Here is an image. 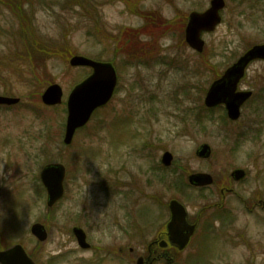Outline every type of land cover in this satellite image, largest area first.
Returning a JSON list of instances; mask_svg holds the SVG:
<instances>
[{"label":"rangeland","instance_id":"1","mask_svg":"<svg viewBox=\"0 0 264 264\" xmlns=\"http://www.w3.org/2000/svg\"><path fill=\"white\" fill-rule=\"evenodd\" d=\"M225 1L221 24L203 33L206 47L198 54L184 29L189 14L205 11L211 0H0V95L21 99L0 106L1 249L20 243L39 264H136L166 230L176 198L190 219L201 210L210 217L220 205L232 227L212 236L201 229L184 251L169 248V259L152 264H264V61L253 62L240 84L254 90L255 103L239 122L227 121L223 106H205L212 81L264 43V0ZM23 26L28 37L35 33L56 48L40 57L43 66L21 57ZM139 46L152 52L148 61L127 56ZM75 54L113 62L120 79L112 101L66 146L67 95L91 72L71 67ZM52 83L62 86L63 102L46 106L41 94ZM202 144L212 148L210 158L197 156ZM167 151L170 166L161 161ZM57 162L67 167L69 192L49 209L39 174ZM237 168L246 170L245 180L232 179ZM198 172L212 174L214 184L190 185L189 175ZM223 187L235 193L223 198ZM36 222L48 229L44 242L31 234ZM74 226L86 231L90 249L78 245Z\"/></svg>","mask_w":264,"mask_h":264},{"label":"water","instance_id":"2","mask_svg":"<svg viewBox=\"0 0 264 264\" xmlns=\"http://www.w3.org/2000/svg\"><path fill=\"white\" fill-rule=\"evenodd\" d=\"M224 0H212L211 7L203 12H192L186 29V40L188 44L197 51H203L205 42L202 39V32L213 31L221 22L220 10L224 7ZM255 59H264V45H256L250 49L240 60L232 66L226 74L215 81L210 87L205 103L208 107L225 104L229 117L238 120L241 115V106L251 96V92H239L238 83L245 74V69L249 63ZM74 66H89L93 68V74L83 83L78 85L68 98V117L66 125L65 143L70 144L78 128L83 127L90 120L93 112L107 104L113 96L117 75L114 67L110 63H102L84 56H74L71 59ZM63 90L58 84H53L44 92L42 99L48 105H56L62 102ZM18 98H8L0 96V105H12L18 103ZM212 149L208 144H202L197 150V155L202 158L210 157ZM173 155L166 152L163 162L170 165ZM65 167L62 164L47 165L41 172V179L45 185L49 206H53L64 194ZM236 180L243 179L246 172L237 169L233 172ZM190 182L197 186L210 185L213 178L207 173H197L190 176ZM172 220L168 224L169 240L172 245L179 249H184L188 244L195 225L187 222V210L178 200L170 203ZM32 232L41 241H45L48 232L44 225L37 223L33 225ZM79 244L83 248H88L86 234L80 228H75ZM0 264H37L26 252L21 244L15 245L7 251H0ZM137 264H144V258L140 257Z\"/></svg>","mask_w":264,"mask_h":264},{"label":"flooded vegetation","instance_id":"3","mask_svg":"<svg viewBox=\"0 0 264 264\" xmlns=\"http://www.w3.org/2000/svg\"><path fill=\"white\" fill-rule=\"evenodd\" d=\"M118 43L119 42H117V45H118ZM139 48H141V49H138V51H135V52H131V55L127 54V56H129L130 59H134V60L136 59V60H147L148 61V59L151 57L150 55H151L152 52H150L147 48H143L142 46H139ZM132 53H134V54H132ZM152 58H155V57H152ZM242 81L240 82V84L242 83ZM240 84H239V89H240ZM241 90H249V91H252L254 93L253 89H241ZM253 96H255V94ZM147 144L148 143H146V142L143 145L139 144V146L137 147L138 150L140 152H142V148L146 147ZM161 161H162V159H161ZM119 168L128 169V167L124 163H122L119 166ZM116 169H118V168H116ZM66 172H67V176H68L67 167H66ZM118 182H120L121 184H124V187H126V184L128 183L127 180H124V181H117L116 180L115 183H118ZM68 183H69V180L66 178L65 184L67 185V194L69 192ZM114 188H117V187L116 186L112 187V189H114ZM119 193L126 197L125 193H121V192H119ZM127 193L130 194V192H127ZM221 193L223 194V198H225L228 194H234L235 192H234L233 188L223 187L222 190H221ZM156 203L157 204L160 203L159 199H157V198H156ZM260 203H262V207L264 209V202L260 201ZM126 205H127V203H126ZM145 205H146V203H142L140 208L135 210V212H136L135 215H136L137 219H140V216H142L143 212H145V207H146ZM141 208L143 209V212H142ZM210 208H213V207H210ZM217 208H218L217 212H214V214L212 216L205 217V218H202V215H203L202 211L203 210H201L197 214L196 218H192V219L189 218V211H188L187 221H188V223L190 225H195L194 232L191 235V241H192V239L196 238V235H198L200 233L201 229L204 230L205 233L209 231V234L212 236L213 233L224 232L225 228H227L228 226H230V228L232 227V223H233V222H231L232 220L222 218L223 213H229V211L227 209H224L220 205H218ZM213 216L215 217V220H217V218L219 220H223L224 219V222H219L220 226H216V222H214V220L211 219ZM219 216L221 218H219ZM170 220H171V212H170V219L167 221V224H166V228H165L166 230L160 234V236H159V238L157 240H153L148 246V249H147L148 255L146 257V259L148 260L147 264H152L154 262V260H161L162 258H168L169 259L170 258L169 257V252L166 251L169 248H172L177 254L182 252L181 250H179L177 247L171 245V243H170L169 233H168V224L170 223ZM114 221L115 222H121L120 220L117 221V219H115ZM219 227H223L224 229L220 230L221 228L219 229ZM237 235H238L237 237H238V240H239V237L242 234L240 232H238ZM131 251H133V249H131ZM154 254H155V256H154Z\"/></svg>","mask_w":264,"mask_h":264},{"label":"trees","instance_id":"4","mask_svg":"<svg viewBox=\"0 0 264 264\" xmlns=\"http://www.w3.org/2000/svg\"><path fill=\"white\" fill-rule=\"evenodd\" d=\"M17 2H18V0H16V3ZM159 24H161V23H159ZM25 33H26V35H25ZM23 36L26 37L27 41L26 40L24 41V46H26V47L23 49L24 52L21 54V57H25V59H30V58L35 57L36 58L35 60H38V62H41L39 64V66H43V60H40V57L43 54L45 55L47 53L49 55V53H55L57 51L55 47L53 48V46H51V45L47 46L46 44H43L39 38H36L35 33H33V36L31 34V35H29L30 37H28L27 29L24 26L20 32V37H23ZM133 36H134V33H132V32H128V31L124 32V37H127L128 41L135 42L133 39ZM27 38H30V39H27ZM132 46H136V45H132ZM139 49H141V48H139ZM125 52H127V54L131 55V53H129L128 51H125ZM132 54H134V53H132ZM176 187L181 190L180 182H178Z\"/></svg>","mask_w":264,"mask_h":264}]
</instances>
